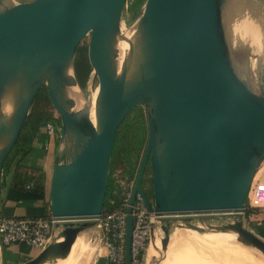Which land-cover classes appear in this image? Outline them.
Listing matches in <instances>:
<instances>
[{
    "label": "water",
    "instance_id": "1",
    "mask_svg": "<svg viewBox=\"0 0 264 264\" xmlns=\"http://www.w3.org/2000/svg\"><path fill=\"white\" fill-rule=\"evenodd\" d=\"M128 2L0 0V215L4 163L42 89L60 128L49 185L56 236L19 264L64 260L84 230L98 227L118 130L138 107L148 140L127 207L125 264L138 194L151 236L162 223V257L174 221L201 235L234 233L264 254V239L244 222L264 161V0H145L130 34L122 30ZM242 19L258 29L260 46L248 36L234 47L231 30ZM86 38L98 87L82 105L74 65ZM121 41L128 49L120 62Z\"/></svg>",
    "mask_w": 264,
    "mask_h": 264
},
{
    "label": "trees",
    "instance_id": "2",
    "mask_svg": "<svg viewBox=\"0 0 264 264\" xmlns=\"http://www.w3.org/2000/svg\"><path fill=\"white\" fill-rule=\"evenodd\" d=\"M145 0H136L134 6L135 11L143 5ZM134 0L130 5L132 8ZM52 114L48 110V98L46 90L42 89L29 114L27 123L21 130L19 138L14 145L11 153L4 163V176L10 178V183L7 186L4 200L15 203H24L29 205L28 215L26 216H41L50 218L49 212V193L46 176L34 177L27 174H22L17 170L24 167L29 156H39L41 142L44 145L47 143L48 136L42 133V128L49 121H52ZM147 137V122L146 118L139 113L136 108L122 123L118 130L116 145L113 153L114 165L117 161L126 165L127 171L119 172V170L111 167L108 188L106 192V199L104 205V212L109 213L119 208L124 200L125 193L129 185L133 182L131 179L135 178L138 173L136 168L137 159L146 142ZM45 150V149H44ZM45 151H42V153ZM125 158V159H124ZM25 163V164H24ZM118 171V172H117ZM120 173V174H119ZM124 175V176H123ZM125 178V179H124ZM124 179V183L122 180ZM135 183V182H134ZM32 184V186H30ZM148 195L151 197L150 193ZM246 214L252 217L256 214L264 212L262 207H247ZM258 234L264 237V220L257 227ZM3 252L5 249L3 248ZM107 264H115L109 259Z\"/></svg>",
    "mask_w": 264,
    "mask_h": 264
},
{
    "label": "rangeland",
    "instance_id": "3",
    "mask_svg": "<svg viewBox=\"0 0 264 264\" xmlns=\"http://www.w3.org/2000/svg\"><path fill=\"white\" fill-rule=\"evenodd\" d=\"M132 1L133 0H129L128 6L125 8L124 17H123V20H122V30L124 32L128 33V34H130L132 32V30H133V28L135 26V22H136L137 18L139 17V15L141 13V8H142V6H140L139 9L137 11H135L134 4H135L136 0H134L133 6L130 9V5H131ZM87 44H88V38H86L82 42V44L79 46V48H78V50L76 52L75 65H74L75 74L77 76V79H78V82H79V85H80L81 104L82 105L85 104L87 99L92 98L95 95L96 89L98 87V82H97L96 78H94V79H92L90 81V76L92 75V68H91V66L89 64V61H88ZM249 55H250L251 59L257 58V55H258L257 49L255 47H252L251 50H250ZM138 109H139V113L141 115H143L144 118H146V110H145V108L138 107ZM48 110H49L50 113L52 112L50 104H49V101H48ZM30 112H31V110H30ZM146 122H147V118H146ZM48 140H49V137H48ZM147 140H148V128H147L146 142H145V144H144V146H143V148H142V150L140 152V156L137 159V162L135 164L137 169H139V166H140V163H141V159H142V156H143L146 144H147ZM55 141H56V144L58 145L59 139H56ZM46 142H48L46 145H44V143L41 142L40 145H42V144L43 145H42V147H40V148L38 147V148L41 150L40 151L41 153H42V151L46 150V153L45 152H43V153L45 154V156H49L48 160H47V163H46L47 164V170H48V181H47L48 183H47V185H48V193H49V185H50V173L49 172H51L52 164H53V161H54V158H55L57 150L55 149V147L52 149V147H53L52 146V142H49V141H46ZM50 150H51V153L48 155L47 153ZM112 162H113V160H112ZM112 166H113V170L117 169V170H119V172H123V174H124V172L127 171L126 165L124 163H121V162L117 161L114 165H111V167ZM256 176H257V178L255 179V182L252 183L253 186L251 185V189H250V192H249V195H248V199H247L246 204H245V210H246L247 207H250V206L251 207H260V206H254L253 205L252 200H253L254 197L264 198V161L262 162L260 168L256 172L254 178ZM254 178H253V180H254ZM124 179L123 180L121 179L123 181V183L125 181ZM130 181L135 182V178L131 179ZM9 183H10V178L7 177L6 175L4 176V174H3V187H4V192H3V196H2V201L3 202H4V198H5V194H6V189H7V186L9 185ZM143 185H144V188H145L146 192L150 193V195H152V172H151L149 164H148V167H147L146 172H145V178H144ZM262 208H264V207H262ZM263 220H264V212L256 214V215H254L252 217H248V215L246 214V211H245V214H244L245 226L248 229H250L252 232H254L256 235L261 237L262 239H264V237H262V236H260L258 234L257 227L259 225H261ZM179 223H181V222L180 221H174V226L175 227H172V229H171V235L174 233L173 236H172L171 245H170V247L172 246V248H171V251H169L170 248L168 249V255L170 256V259L167 258L168 255L164 254V257L166 256V263L168 264L167 259H168L170 264L175 263V256H177L176 257L177 258L176 262L179 261L182 264H203V263H205V261H206V257L205 256L206 255H204L202 258H200L198 260H191L192 258H195V257H192V255L189 252H187V251L184 252V250L186 248L185 249L182 248V250H178L176 248L177 245H180V242L177 243V241H176L177 244L174 242V240H176L175 237H178L177 235L179 234V231H180V233L183 232V234L185 233L184 231H189V232L194 233L191 229L177 228L176 225L179 224ZM161 224L162 223L155 222V231L154 232H155V238L156 239L154 238V236H151L150 243H149V246H150L152 244L153 240H155L154 253L152 255V258L150 259V258H148V255H147L148 250H147V252H146V254H145L144 258H143V264H153L157 259H160V261L164 260L163 259L164 257H162V255H160V252L158 254L157 259L156 260L154 259L158 248L160 249V244L159 243H161V239L164 236L163 230L161 228ZM212 224H217V223L213 221ZM100 234H101L100 228L97 227V226L89 227V228H87L86 230H84L80 234L81 235L80 240L82 239V243L85 246V252H86V258L84 257L85 260L83 261V262H85V261L86 262L83 263V264H104L105 261H107V259H108V257L106 256L107 255V251H106L105 248H103L104 247L103 244L99 241ZM195 235H197V234H195ZM215 237H218V236H215ZM221 238H224V236L222 235ZM229 241H231V240H229ZM173 242H174L175 245L173 244ZM237 243H240V242H237ZM243 246L249 247V246H246V245H243ZM173 247H174V249H173ZM177 247H179V246H177ZM251 248L253 249V247H251ZM254 249H256V248H254ZM257 251L261 255H263L259 250H257ZM220 252L221 251L217 252L216 255L217 254L219 255ZM212 255H214V253L211 254V256L207 255V259L210 258L211 261L213 260V263L219 262V264H230V263H232V264H242L241 262L239 263V262H236V261H234L235 262L234 263V262H232L233 260H231V259H230L231 260L230 261L229 258L226 257V256H223V254H220L222 257H224L223 259L221 257V259L220 258L219 259L215 258L216 260H214L215 256H213V259H212ZM204 257H205V259H204ZM216 257H220V256H216ZM1 258H2V262H4L5 258H3L2 256H1ZM258 258L261 259V260H259ZM258 258H257L258 260H255V261L253 260L254 263L255 264H264V261L261 258V256H258ZM147 259H148V261H147ZM153 259H154V261H153ZM217 260H219V261H217ZM211 261H210V263H206V264H211L212 263ZM179 262H177V263H179ZM58 264H60V263H58Z\"/></svg>",
    "mask_w": 264,
    "mask_h": 264
},
{
    "label": "built area",
    "instance_id": "4",
    "mask_svg": "<svg viewBox=\"0 0 264 264\" xmlns=\"http://www.w3.org/2000/svg\"><path fill=\"white\" fill-rule=\"evenodd\" d=\"M44 129L49 142L59 139L60 128L54 120L45 124ZM133 188L134 182L129 185L122 205L112 212H104L98 225L101 231L99 241L106 249L108 259L115 264H125L127 207ZM132 215L131 262L143 264L151 239L152 215L139 194L132 206ZM55 236L51 216L0 215V241L4 246L24 245L40 252Z\"/></svg>",
    "mask_w": 264,
    "mask_h": 264
},
{
    "label": "bare ground",
    "instance_id": "5",
    "mask_svg": "<svg viewBox=\"0 0 264 264\" xmlns=\"http://www.w3.org/2000/svg\"><path fill=\"white\" fill-rule=\"evenodd\" d=\"M248 36L255 39V41H257L258 45L260 44V40H261L260 39L261 38L260 33H259L258 29L254 27V24L250 19H242L238 23V25H234L232 27L231 38H232L233 45H234V47H236V49L238 47H242L245 45L244 43L247 41ZM119 49H120V62H121L124 55L126 54L127 49H128V43L126 41H121L119 44ZM252 203L254 206L264 207V198L254 197L252 200ZM184 232L185 233L183 234V232L180 233V231H179V234L177 235L178 237H175L176 240H174V242L175 243H176V241H177V243L180 242V245H177L180 248L176 246V248L178 250H182V248L183 249L186 248L184 250V252L187 251L192 255V257H195V258H192L191 260H198V259L202 258L204 255H206L205 257H206L207 262L205 261V263H203V264L210 263L211 259L208 258L209 259L208 260L207 255L211 256V254L214 253V255H212V259H213V256H215L214 260L219 259V258L221 259L222 256L220 254H223V256L228 257L229 260L230 259L233 260L232 262L236 261L239 263L241 262L242 264H255L254 261L259 259L258 256H261V258L264 261V254L261 255L256 249H254V248L252 249L251 247L250 248L245 247V246H243V244L237 243V236L234 233H218V234L210 233V234L200 235L198 232L196 233V231H193L195 234H197V235H195L194 233L189 232V231H184ZM173 234L171 235L170 243L168 245V249L170 248L169 251H171V248H172V246L170 247V245H171V240H172ZM222 235L224 236L225 239L221 238ZM215 236H218V237H215ZM80 238H81V235L78 236L76 242L74 243V245L72 247V250H71L69 256L64 260H58L55 264H58V263H60V264H83L84 263L83 261L86 258V252H85V246L82 243V239L80 240ZM154 238H155V232H154ZM229 240H231V241H229ZM174 242H173V244H174ZM159 244H160V248H161V243H159ZM154 246H155V243L153 240L151 247H150L149 257H148L150 259L152 258V255L154 253ZM174 247H173V249H174ZM168 249L165 252V255H168ZM219 251H221L222 253L220 252L219 255L218 254L216 255V253ZM159 252H160V249L158 248V250L155 254V258L158 257ZM216 256H220V257H216ZM176 257L177 256H175V263H173V264H176L177 262H179V261L176 262V259H177ZM205 257H204V259H205ZM167 258L170 259V256L168 255ZM223 258L224 257H222V259ZM163 259L164 260L160 261L159 264H167L166 263V256ZM259 260H261V259H259ZM147 261H148V259H147ZM217 261H219V260H217ZM167 262H168V264H170L168 259H167ZM211 262H212L211 264H215V263L219 264V262H215V261H214L215 263H213V260ZM177 264H182V263L179 262ZM230 264H232V263H230Z\"/></svg>",
    "mask_w": 264,
    "mask_h": 264
},
{
    "label": "crops",
    "instance_id": "6",
    "mask_svg": "<svg viewBox=\"0 0 264 264\" xmlns=\"http://www.w3.org/2000/svg\"><path fill=\"white\" fill-rule=\"evenodd\" d=\"M42 133H45L44 127L42 128ZM52 146H51L52 149L55 147V149L57 150V144L55 140L52 141ZM51 150L48 151L47 153L48 155L51 153ZM48 157L49 156H45L44 153H40L39 156H29L28 158L24 160V162L26 161V164L24 163L25 164L24 167L19 168L17 171L22 174H27V175L34 176V177H41L45 175L46 180L48 181V170H47V164H46ZM49 173L51 174V172ZM256 178L257 176L254 178L252 183L255 182ZM27 207H29V205H26L21 202L15 203V202L4 200L3 210L1 214L8 215V216H26L28 215ZM154 243H155V240H154ZM150 247L151 245L149 246V249H148V253H147L148 257L150 253ZM3 248L5 249V252H3ZM37 253L38 252L35 251L34 249H30L29 247L24 246V245L4 246L0 241V264H3V263L4 264H19V263H22L28 260L30 257L36 255ZM1 256L5 258L4 262H2ZM106 262L107 261H105L104 264H107Z\"/></svg>",
    "mask_w": 264,
    "mask_h": 264
},
{
    "label": "flooded vegetation",
    "instance_id": "7",
    "mask_svg": "<svg viewBox=\"0 0 264 264\" xmlns=\"http://www.w3.org/2000/svg\"><path fill=\"white\" fill-rule=\"evenodd\" d=\"M147 194H148V193H147ZM151 197H152V196H151ZM151 197H150V198H151Z\"/></svg>",
    "mask_w": 264,
    "mask_h": 264
}]
</instances>
